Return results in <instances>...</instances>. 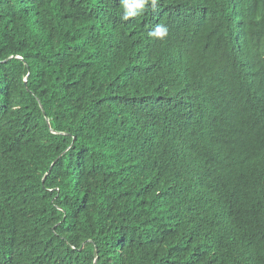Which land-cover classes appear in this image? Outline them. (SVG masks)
<instances>
[{
    "label": "trees",
    "instance_id": "trees-1",
    "mask_svg": "<svg viewBox=\"0 0 264 264\" xmlns=\"http://www.w3.org/2000/svg\"><path fill=\"white\" fill-rule=\"evenodd\" d=\"M0 264H264V0H0Z\"/></svg>",
    "mask_w": 264,
    "mask_h": 264
},
{
    "label": "clouds",
    "instance_id": "clouds-1",
    "mask_svg": "<svg viewBox=\"0 0 264 264\" xmlns=\"http://www.w3.org/2000/svg\"><path fill=\"white\" fill-rule=\"evenodd\" d=\"M125 3H127V0H125ZM164 34V30L163 29H158L155 33V35L157 36H162Z\"/></svg>",
    "mask_w": 264,
    "mask_h": 264
},
{
    "label": "snow or ice",
    "instance_id": "snow-or-ice-1",
    "mask_svg": "<svg viewBox=\"0 0 264 264\" xmlns=\"http://www.w3.org/2000/svg\"><path fill=\"white\" fill-rule=\"evenodd\" d=\"M129 6H131V5H129Z\"/></svg>",
    "mask_w": 264,
    "mask_h": 264
}]
</instances>
